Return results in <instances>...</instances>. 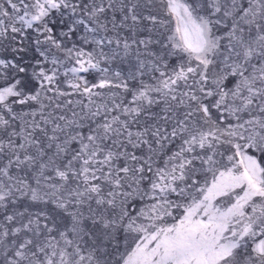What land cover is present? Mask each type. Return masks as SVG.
<instances>
[{"label":"snow or ice","instance_id":"6c2138e0","mask_svg":"<svg viewBox=\"0 0 264 264\" xmlns=\"http://www.w3.org/2000/svg\"><path fill=\"white\" fill-rule=\"evenodd\" d=\"M0 264H264V0H0Z\"/></svg>","mask_w":264,"mask_h":264}]
</instances>
